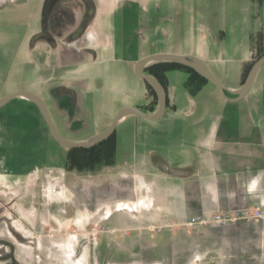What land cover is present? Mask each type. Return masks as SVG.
Segmentation results:
<instances>
[{
    "label": "rangeland",
    "instance_id": "rangeland-1",
    "mask_svg": "<svg viewBox=\"0 0 264 264\" xmlns=\"http://www.w3.org/2000/svg\"><path fill=\"white\" fill-rule=\"evenodd\" d=\"M100 1L117 6L128 0ZM44 3L45 0H0V91L10 86L12 72L22 67L20 53L28 46L33 25L42 18ZM253 5L252 0H143L135 6L131 18L124 22L121 19L118 27L123 30L138 27L144 33L138 36H155L159 42L167 41L161 46L178 50L200 31V23L211 25L216 21L229 31H236L229 37V44L234 45L227 48L230 57L220 63L233 67L243 52L242 29L259 12L258 6L255 9ZM83 14L76 15L74 21L81 24ZM51 26L48 33L54 35L56 27ZM49 39L53 41L52 37ZM120 44L127 47V40ZM146 50L151 52V45ZM126 52L137 53L136 49L125 48ZM209 68L221 81L217 66L210 64ZM172 80L183 89L180 77ZM206 92L204 89L198 99L208 106L207 110L211 108L208 112L212 115L257 116L264 109L262 96L247 103L227 102V106H218ZM149 98L151 102L150 94ZM158 106L159 101L153 113ZM20 107L12 102L2 108L4 120L19 113L16 111L22 110ZM198 111L202 113L201 109ZM24 124L28 126L25 131L10 132V154L4 159L10 165L33 166L21 180L0 179V215L9 214L6 211L10 208V223L4 217L10 226L42 228L47 252L57 256L48 259L47 264H264V219L208 223L217 214H231L243 208L199 211L195 207L200 199L213 200L214 186L192 185L191 213L185 217L170 215L172 184L166 179H156L148 173L149 168L122 163L136 146L132 126L119 128L126 136L120 140L117 158L109 157L107 146L74 152V162L72 152L53 140L47 126L38 128L31 118ZM61 134L67 138L65 132ZM120 203L137 204L138 208L119 210ZM195 217L204 218L205 222L188 224Z\"/></svg>",
    "mask_w": 264,
    "mask_h": 264
},
{
    "label": "crops",
    "instance_id": "crops-1",
    "mask_svg": "<svg viewBox=\"0 0 264 264\" xmlns=\"http://www.w3.org/2000/svg\"><path fill=\"white\" fill-rule=\"evenodd\" d=\"M141 1L128 0L114 6L100 0H63L61 12L68 10L75 16L85 12L83 23L76 20L65 24L62 34H54L52 41L49 33L42 32V18L39 17L30 31H34L33 34L29 32L28 46L20 53L22 67L12 72L13 82L0 91V98L21 89L38 94L46 101L59 132H65L67 139L85 141L107 129L120 109L140 108L150 102L146 82L135 72L137 62L148 55L196 56L209 67L210 64L217 66L220 82L228 89L241 87L244 67L254 57L251 36L264 33V0H252L259 12L252 15L254 21L242 29L243 52L233 67L220 63L230 57L227 48L234 45L229 44V37L236 31H229L216 21L211 25L200 23V31L188 39L187 46L178 50L161 46L167 41L159 42L155 36H138L143 33L138 27L120 29L118 23L121 19L123 22L129 20ZM76 29H80L78 34L71 36ZM125 40L126 50L136 49L137 53H125L120 44ZM148 45H151V52L146 50ZM166 75L168 104L164 115L156 121L140 116L123 119L116 128L115 157L120 140L126 136L120 133V126H132L135 151L130 150L122 163L149 168L147 172L156 179H166L172 184L171 216L185 217L191 213L192 185L215 187L213 200L197 201L195 207L199 211L264 208V109L257 116L212 115L211 108L208 112V106L198 99L204 89L218 106L236 102L224 98L213 84L215 89L208 88L211 83L205 84L197 95H191L184 86L189 76L184 70L171 69ZM171 76L180 77L183 89L174 84ZM260 96L264 104V65L241 101L247 103ZM229 97L234 96L229 94ZM12 102L21 105L22 110L16 111L19 113L4 120L0 109V122L6 124L0 123V179L9 182L10 179L21 180L33 166L10 165L4 159L10 154V132L25 131L27 118L36 121L38 128L46 127L34 104L25 99ZM199 109L202 113H198ZM10 122L14 123L12 128ZM137 208V204L117 205L119 210Z\"/></svg>",
    "mask_w": 264,
    "mask_h": 264
},
{
    "label": "water",
    "instance_id": "water-1",
    "mask_svg": "<svg viewBox=\"0 0 264 264\" xmlns=\"http://www.w3.org/2000/svg\"><path fill=\"white\" fill-rule=\"evenodd\" d=\"M55 1L56 0H54L53 3ZM49 7H51V5H49ZM162 62L178 63L194 69L200 75L205 77L211 84L217 87L224 98H226L229 101L238 102L246 97V95L254 85L257 75L260 69L262 68V66L264 65V54L254 63V65L252 66L246 77L245 82L237 90L228 89L223 83H221L217 79V77L211 71L209 66L202 59L196 56L178 55L171 53H156V54L148 55L137 62L135 67V72L137 77H139L140 79L145 81L148 85H150L157 94L159 106L156 112L153 114H148L137 107H124L118 111L113 122L107 129L85 141H74L65 138L59 132L46 101L41 96L30 90L21 89L12 94L1 97L0 109L4 108L5 106H7L9 103H11L16 99H25L37 107L50 132L51 137L62 148L64 149L91 148L109 139L116 131L117 125L123 119L129 116H140L148 120L156 121L164 115L167 108L166 91L157 78H155L152 75L144 73L146 68H148L149 66ZM228 94L233 95L234 97H229Z\"/></svg>",
    "mask_w": 264,
    "mask_h": 264
},
{
    "label": "flooded vegetation",
    "instance_id": "flooded-vegetation-1",
    "mask_svg": "<svg viewBox=\"0 0 264 264\" xmlns=\"http://www.w3.org/2000/svg\"><path fill=\"white\" fill-rule=\"evenodd\" d=\"M53 1L45 0L42 13V32L48 33L52 24L56 27L55 34L61 35L64 25L74 21L75 15L68 10L66 13L61 12L63 0H56L54 3ZM83 1L85 2V0ZM79 30L73 31L71 36L77 35ZM49 37H53V35ZM6 212L9 214L0 215V264H47L48 259L57 257L52 256V252H47L45 236L41 235L42 228L28 225L19 228L10 226L7 221H4V217H6L10 223V208ZM0 214H2L1 210ZM3 223L6 225H2Z\"/></svg>",
    "mask_w": 264,
    "mask_h": 264
},
{
    "label": "trees",
    "instance_id": "trees-1",
    "mask_svg": "<svg viewBox=\"0 0 264 264\" xmlns=\"http://www.w3.org/2000/svg\"><path fill=\"white\" fill-rule=\"evenodd\" d=\"M251 49L253 51V59L251 62H249L245 67H244V72H243V79H242V84L244 83L250 69L252 68L254 62L259 59L263 54H264V33L258 32L256 34H253L251 36ZM171 69H181L186 71L189 76L186 79V81L184 82V86L185 88L188 90V92L195 96L197 95L203 88V86L207 83H210L205 77H203L202 75H200L198 72H196L194 69L178 64V63H166V62H162V63H156L153 64L151 66H149L148 68H146L145 70V74H149L154 76L155 78H157L160 83L162 84V86L164 87L165 91L167 92V87H166V79H167V75L166 72L168 70ZM158 70H160L158 72ZM148 91L150 96L153 98L151 102H149L146 105H142L140 106V109L146 113H153L156 109V106L158 105V97L157 94L155 93V91L153 90V88L148 85ZM229 95V94H228ZM168 104V103H167ZM116 131L113 133V135L105 140L104 142L95 145L91 148H73V149H69L70 152H72L70 154V157H72L73 159V153L74 152H78V151H89V150H98L100 148H107V146H110V151H109V157L112 159L115 156V150H116ZM75 162V161H74Z\"/></svg>",
    "mask_w": 264,
    "mask_h": 264
},
{
    "label": "built area",
    "instance_id": "built-area-1",
    "mask_svg": "<svg viewBox=\"0 0 264 264\" xmlns=\"http://www.w3.org/2000/svg\"><path fill=\"white\" fill-rule=\"evenodd\" d=\"M252 219H264V208L252 209L243 208L233 211L231 214H217L211 217L207 222H215L218 224H226L231 221H248ZM205 219L201 217L192 218L188 224L204 223Z\"/></svg>",
    "mask_w": 264,
    "mask_h": 264
}]
</instances>
